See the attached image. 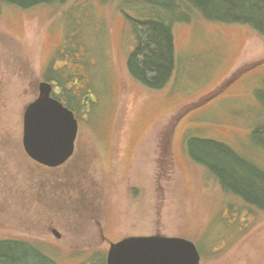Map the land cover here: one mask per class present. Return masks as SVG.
<instances>
[{"label": "rangeland", "instance_id": "1", "mask_svg": "<svg viewBox=\"0 0 264 264\" xmlns=\"http://www.w3.org/2000/svg\"><path fill=\"white\" fill-rule=\"evenodd\" d=\"M0 6V240L56 264H106L108 241L160 234L194 243L201 264H264V210L189 154L213 142L200 151L219 144L264 172V31L206 20L186 0L174 12L142 0ZM153 18L175 40L159 90L128 69L137 24ZM41 80L79 124L74 156L55 169L22 144Z\"/></svg>", "mask_w": 264, "mask_h": 264}, {"label": "trees", "instance_id": "2", "mask_svg": "<svg viewBox=\"0 0 264 264\" xmlns=\"http://www.w3.org/2000/svg\"><path fill=\"white\" fill-rule=\"evenodd\" d=\"M69 0H0L21 9L42 5H60ZM153 7L174 12L180 0H142ZM184 1V0H183ZM200 10L206 20L226 24L253 25L264 31V0H186ZM1 10V6H0ZM182 18H180L181 20ZM138 44L128 60L130 74L146 87L159 90L172 79L175 71V40L172 24L148 19L137 24ZM264 139V133H262ZM190 144L192 159L203 165L227 193L237 194L264 210V172L254 167L230 148L219 144L216 156L201 152V145ZM0 264H56L35 247L21 241L0 240Z\"/></svg>", "mask_w": 264, "mask_h": 264}, {"label": "water", "instance_id": "3", "mask_svg": "<svg viewBox=\"0 0 264 264\" xmlns=\"http://www.w3.org/2000/svg\"><path fill=\"white\" fill-rule=\"evenodd\" d=\"M39 91L24 111L22 144L31 160L55 169L74 156L79 124L74 113L51 96L49 83L41 82ZM52 233L60 239L57 230ZM106 264H201V256L189 240L156 234L111 243Z\"/></svg>", "mask_w": 264, "mask_h": 264}, {"label": "flooded vegetation", "instance_id": "4", "mask_svg": "<svg viewBox=\"0 0 264 264\" xmlns=\"http://www.w3.org/2000/svg\"><path fill=\"white\" fill-rule=\"evenodd\" d=\"M51 70V69H50ZM49 73L51 74L52 73V70H51V72L49 71ZM41 82H47V83H49L51 86H52V93H51V96L54 98V99H56V100H58L59 102H61L65 107H67L69 110H70V108L68 107V105L66 104H64L63 103V100L62 99H60L59 97H58V94L55 92V89H57V87H56V85L54 84V83H51L49 80L47 81V80H41L40 82H39V84L41 83ZM39 94H40V91H39V85H38V93H37V97L39 96ZM37 97H36V99H37ZM35 99V100H36ZM34 100V101H35ZM33 102V101H32ZM31 102V103H32ZM76 118V117H75ZM103 240H105V238L103 237ZM123 239H120V240H118V241H116V242H112V241H108V246H109V248H110V244L111 243H118V242H120V241H122ZM108 251H109V249H108ZM107 254H108V252H107ZM106 260H107V257H106Z\"/></svg>", "mask_w": 264, "mask_h": 264}]
</instances>
